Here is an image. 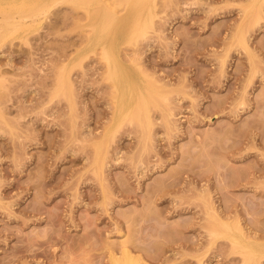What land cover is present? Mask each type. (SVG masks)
<instances>
[{
    "label": "rangeland",
    "instance_id": "obj_1",
    "mask_svg": "<svg viewBox=\"0 0 264 264\" xmlns=\"http://www.w3.org/2000/svg\"><path fill=\"white\" fill-rule=\"evenodd\" d=\"M251 1L156 0L114 45L160 87L150 130L128 117L107 134L96 5L50 4L1 44L0 264H111L123 240L141 263L245 264L212 227L264 239V4L255 23Z\"/></svg>",
    "mask_w": 264,
    "mask_h": 264
},
{
    "label": "bare ground",
    "instance_id": "obj_2",
    "mask_svg": "<svg viewBox=\"0 0 264 264\" xmlns=\"http://www.w3.org/2000/svg\"><path fill=\"white\" fill-rule=\"evenodd\" d=\"M156 0H0V46L8 39H16L31 30L36 19L45 18L51 5L58 3H71L78 8L89 11L96 7L103 13L101 16L89 14L96 18L92 25H100L93 29L91 38L97 36V44H101L104 57L108 65V76L113 81L115 93L114 120L118 124L110 128L111 134L128 117L134 122L150 130L151 107L159 106L157 96H161L160 87L144 75L140 69L135 74H129L127 66L121 59L119 51L114 45L128 35H136L142 31L144 19L153 15ZM164 1V0H162ZM264 0H252L245 9L244 19L258 23L262 18ZM50 5V9H49ZM56 5V6H57ZM50 12V11H48ZM161 13V12H160ZM45 14V15H44ZM40 18V19H41ZM44 20V19H43ZM41 20V22L43 21ZM39 22V23H41ZM242 22V21H241ZM38 23V24H39ZM36 24V23H35ZM57 24V23H56ZM240 25V23H239ZM54 26V25H53ZM239 28V42L245 48L247 45V32L245 27ZM54 28V27H53ZM133 32L131 33L132 30ZM233 39V38H232ZM68 82V81H67ZM170 88V87H169ZM110 135H107L109 137ZM106 142L101 141L96 146L97 160L99 162ZM218 217V216H217ZM212 234L230 239L234 246L244 255L245 264H259L264 259V239L250 237L240 224H232L218 218L212 227ZM122 237H125L123 235ZM128 241H122L121 255H111V264H148L141 263L140 258L134 256L128 247Z\"/></svg>",
    "mask_w": 264,
    "mask_h": 264
}]
</instances>
